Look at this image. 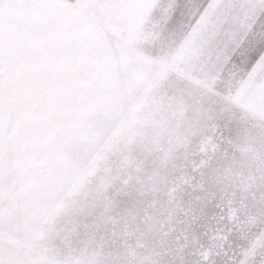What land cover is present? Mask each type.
<instances>
[{"label": "rangeland", "instance_id": "rangeland-1", "mask_svg": "<svg viewBox=\"0 0 264 264\" xmlns=\"http://www.w3.org/2000/svg\"><path fill=\"white\" fill-rule=\"evenodd\" d=\"M104 1L0 0V264H264V0Z\"/></svg>", "mask_w": 264, "mask_h": 264}, {"label": "crops", "instance_id": "crops-1", "mask_svg": "<svg viewBox=\"0 0 264 264\" xmlns=\"http://www.w3.org/2000/svg\"><path fill=\"white\" fill-rule=\"evenodd\" d=\"M68 2H70V0H67ZM74 1H76V0H74ZM106 2H111L112 4H111V6L112 7H116V8H118V11L119 12H122V13H124V18L122 17V16H119V17H116V16H107L106 15V17H104V18H102V17H100L99 15H98V13L96 12V10H95V15H96V17H98V18H101V19H104V20H110V18H112V19H116V20H119V22L120 23H123V24H125V23H127L128 24V26L131 28V31H132V33H134V32H136V38H134V42L132 43V44H130V47H128L129 48V50L131 51V52H135L136 53V55H138V56H140V58H141V60H142V55H146V56H148V57H151V58H157V56L154 54V55H150L149 53H145L146 52V50L144 51V50H141L139 47H136L134 44H135V42H137L139 39V37H141V35H142V33L144 32L143 31V28H144V26H143V24L144 23H141V21L143 20V19H141L140 18V16H139V14H141L142 12H144V9H145V4H143V3H141V1H143V0H128L129 1V5H128V7H127V9H124V8H126V4L125 5H123L122 6V4H121V2L120 1H114V0H105ZM103 2L102 3V5H104V8H106V7H108L109 5L106 3V2ZM145 1V0H144ZM73 2V1H72ZM138 3V8H137V11H135V12H133L134 11V8H135V4H137ZM106 10V12H107V14L108 15H110L109 14V12H108V9H105ZM153 18H154V16H153ZM143 26V27H141L140 28V26ZM96 34H97V32H96ZM98 34H103V32H98ZM157 35H158V37H159V35H160V32L158 31V33H157ZM97 35L95 36V38H94V41L96 42V39H97ZM123 43V42H122ZM124 44V43H123ZM125 45V44H124ZM143 46H145L146 47V43H143L142 44ZM127 46V45H126ZM155 48V47H154ZM128 56V55H127ZM129 57V56H128ZM98 58V57H97ZM122 59H123V61H121V62H119V61H115V63H117V64H119L120 66H121V64L124 66V64H123V62L124 63H126V64H128L129 66H130V64L129 63H127V62H125V60H127L128 58H126V56L125 57H122ZM97 60V59H96ZM125 67V66H124ZM136 69V68H135ZM121 79H127L128 78V76H121L120 77ZM120 78H118V79H120ZM117 79L115 78L114 80H113V82L114 81H116Z\"/></svg>", "mask_w": 264, "mask_h": 264}]
</instances>
